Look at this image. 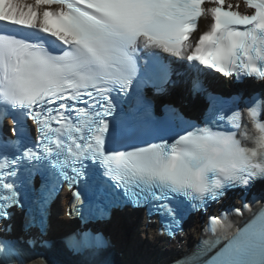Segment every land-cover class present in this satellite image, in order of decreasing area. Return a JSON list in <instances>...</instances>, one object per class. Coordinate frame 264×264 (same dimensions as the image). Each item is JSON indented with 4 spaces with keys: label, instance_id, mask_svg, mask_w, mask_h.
Wrapping results in <instances>:
<instances>
[{
    "label": "snow or ice",
    "instance_id": "snow-or-ice-1",
    "mask_svg": "<svg viewBox=\"0 0 264 264\" xmlns=\"http://www.w3.org/2000/svg\"><path fill=\"white\" fill-rule=\"evenodd\" d=\"M141 60L159 65L158 82ZM173 64L196 74L194 91L212 73L261 90L218 110L209 94L202 126L173 127L143 91L163 93ZM65 187L69 217L107 215L85 203L94 188L170 239L196 213L201 239L174 264H264V0H0V264H55L44 235ZM231 193L241 207L211 211ZM85 206L99 211L85 217ZM66 243L106 242L81 233Z\"/></svg>",
    "mask_w": 264,
    "mask_h": 264
},
{
    "label": "bare ground",
    "instance_id": "bare-ground-1",
    "mask_svg": "<svg viewBox=\"0 0 264 264\" xmlns=\"http://www.w3.org/2000/svg\"><path fill=\"white\" fill-rule=\"evenodd\" d=\"M60 203H64V198L60 199ZM64 206V205H63ZM148 240L152 241V251L143 255L140 264H156L173 257H176L179 253L183 252L188 243L193 242L197 236V230L194 225L190 226L187 233L174 241L167 242L159 239L153 232L152 228L147 229ZM131 236L134 234L131 232ZM136 264V263H134Z\"/></svg>",
    "mask_w": 264,
    "mask_h": 264
}]
</instances>
